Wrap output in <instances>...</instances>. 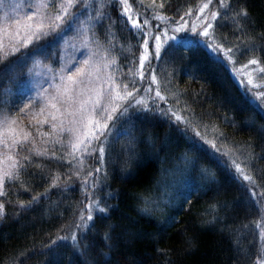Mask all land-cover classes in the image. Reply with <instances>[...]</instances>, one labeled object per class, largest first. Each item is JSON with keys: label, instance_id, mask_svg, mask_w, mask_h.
Listing matches in <instances>:
<instances>
[{"label": "trees", "instance_id": "16d2710c", "mask_svg": "<svg viewBox=\"0 0 264 264\" xmlns=\"http://www.w3.org/2000/svg\"><path fill=\"white\" fill-rule=\"evenodd\" d=\"M48 2L0 0V121L15 120L28 136L14 149L1 145L20 167L18 178L2 186L0 264H258L264 98L255 90L264 85L247 92L229 57L255 59L264 69V0H227L228 8L219 0H74L60 27L35 33L29 25L60 11L42 6ZM239 9L247 18L233 17ZM212 12L220 15L213 19ZM160 33L170 38L157 57ZM146 49L153 52L141 76ZM77 68L89 73L82 88L100 84L106 94L97 121L108 125L95 128L79 157L69 122L80 89L67 79ZM65 88L73 90L72 101L60 98ZM116 93L131 95L112 114ZM123 125V134L110 130ZM184 156L197 186L183 204L163 205V170ZM202 167L206 175L197 180ZM92 201L107 211L93 206L88 220Z\"/></svg>", "mask_w": 264, "mask_h": 264}, {"label": "rangeland", "instance_id": "374dc122", "mask_svg": "<svg viewBox=\"0 0 264 264\" xmlns=\"http://www.w3.org/2000/svg\"><path fill=\"white\" fill-rule=\"evenodd\" d=\"M18 17V16H17ZM20 25V23L18 24ZM159 37V43H160V52L162 50V47L165 46L166 42L169 40V36L167 34H158L154 39V44L156 46L157 40L156 38ZM86 39V34H85ZM84 40V39H83ZM154 46V50L156 51V48ZM149 49L145 50L143 54L147 53V58L143 60V67H141L140 62V70L142 73H144L145 68L148 65L149 60L151 59V52ZM90 53V54H89ZM89 54V58L93 59L95 56L91 53V50L85 47V55ZM141 55V56H142ZM141 61V60H140ZM89 62V60H87ZM230 66L233 69L235 76L239 79V82L241 85L245 88L247 92H251L252 89H258L262 85H264V71H261V67L258 64H250L247 63H238L236 62V59H233L232 56L229 60ZM249 77H251V83H249ZM99 80V77H98ZM39 84L36 88L37 95L39 96V90L46 89L48 79L44 78L38 81ZM100 84H95L94 86H90L88 89L87 87L82 88L81 86L78 87L80 89L79 94H77V98L74 101V112L73 117L71 121L69 122L72 124V130L74 133L72 136V142L73 146L76 145L75 153L79 157L81 151H79L86 140H88L92 134L93 131H95L96 128V122H97V113L98 111L106 104L107 97L104 95L103 91H100L98 88H100ZM255 92H258V90H255ZM62 93L64 91L62 90ZM122 100V99H121ZM83 103L84 109L91 110V116L92 121L91 123H88L87 120H81L82 116V110H81V104ZM121 104V101L119 99V103L117 105H114V113L119 112L118 108ZM58 107V106H56ZM94 109V110H93ZM130 109L125 108L122 110L121 114L123 117H125L124 122H127L129 120V114ZM62 113V112H61ZM13 120V119H12ZM11 120V121H12ZM66 120V119H64ZM15 121V120H14ZM114 127V126H113ZM111 128L115 133L123 134L126 132L125 127L123 126H115L114 128ZM12 128L13 131L9 132L8 129ZM21 126L15 121V123H0V140H3L5 138H15L19 137ZM78 141H83V143H78ZM10 142V141H9ZM212 142V140H211ZM1 145L6 146L3 143H0V175L3 174L4 170H7V165L10 163V161L6 160V156L9 155L7 152V148L1 149ZM190 158L187 156H184L181 161H177L174 163L173 168H169L167 171L164 169L163 174L161 176V183H162V189L159 192L160 201L163 205H168L170 207H176L178 205L183 204L187 198L190 191H192L193 188H196V181L194 177V170L190 167ZM199 176L197 174V180H200V177H205L206 171L205 169L199 168ZM5 177L4 179H6ZM3 187H0V191H2ZM157 209H161V207H156Z\"/></svg>", "mask_w": 264, "mask_h": 264}, {"label": "snow or ice", "instance_id": "6c2138e0", "mask_svg": "<svg viewBox=\"0 0 264 264\" xmlns=\"http://www.w3.org/2000/svg\"><path fill=\"white\" fill-rule=\"evenodd\" d=\"M122 3L124 5H127L128 4V0H122ZM219 3H220V6L223 7V8H228L229 7L227 0H219ZM73 4H74V0H65L64 3H61L59 5L55 4L54 0H49L48 3H42V6L45 7V8H47L49 6H55V7L60 8V11L55 13L54 16H52V17H48V23H45L44 19L41 18V20L39 22H37L35 25H29V27H34L35 33H43V31L45 29L49 28V27H51V28L60 27V25L62 23H64L62 17L67 15L68 8L73 6ZM206 8H208V4L207 3L204 4L203 7H201L199 10L201 12H204V10ZM124 11L128 12L129 8L125 7ZM189 11H191V10H189ZM33 15H35V13H33ZM218 15H220L219 12H212L211 13V16H212L213 19H215ZM233 17L236 18V19L247 18V12H246L245 9H239L238 11L233 13ZM28 19H31V16H29ZM128 19L131 21V24L134 27H137V28L142 27V25H140L137 20L132 19L130 16L128 17ZM143 24L147 25L148 24V20L145 19L143 21ZM209 27H211V24H209L208 27H205L203 29L205 35L209 34L208 33V28ZM192 30L195 31V28H193ZM37 38H39V37L37 36ZM156 40H157V43H156V46H155L156 51H155L154 55L158 57L159 54H160L159 37H157ZM25 43H28V41H25ZM145 47H147V42H145ZM253 47H255V45H253ZM12 51H17V49L13 48ZM228 51H230V49H228ZM146 58H147V53H145V54H143L141 56V67H143V63L142 62ZM229 58H231V57H229ZM2 59L3 58L0 57V62H2ZM249 63L250 64H257L258 61H256L255 59H252V60L249 61ZM85 64H87V61H85ZM261 71H264V69H261ZM140 75L142 76L143 73L141 72ZM88 77H89V73H88L87 69L82 70L81 68H77L76 69V73H74V74L73 73H69L68 76H67V79L72 82L74 87L78 88V87H80L81 85L84 84V81ZM152 79L155 80V76L154 75H153ZM251 82H252L251 81V77H249V83H251ZM124 87L126 89L127 85H124ZM72 91H73L72 89L65 88L64 93L62 94V96L60 98L64 99L66 102L72 101L74 99V97L72 95ZM130 95H131V93H126L125 95L121 96L120 93H116L114 98L115 99H126L127 96H130ZM157 95L158 96L160 95L159 91H157ZM255 96L258 97V98H264V91L256 92ZM53 99H56V97H53ZM25 107H27V105H25ZM53 107H55V105H53ZM81 110H82L81 120L82 121L83 120H87L88 123H91V121H92L91 110L84 109L83 103L81 104ZM21 111H23V109H21ZM41 111H43V109H41ZM113 111H114V109H113ZM107 119H109V120L112 119L111 112L108 113ZM178 119H179V117H178ZM6 122H9L7 117H5L3 121H0V123H6ZM10 123H15V121L12 120V121H10ZM107 126L108 125L106 123L100 124L99 121L96 122L97 129L107 128ZM8 131L11 132V131H13V129L9 128ZM27 139H28L27 134H22L19 137H15V138L9 137V138H5L3 140H0V143L5 144L9 149H14L16 144L22 143L23 140H27ZM78 143H83V141H78ZM213 147L215 148V145H213ZM75 149H76V145L73 146V150L74 151H75ZM84 150L87 151V148H85ZM216 151L219 152L220 149L217 148ZM99 152L101 154H103V152H104L103 146H101L99 148ZM53 155H54V153H53ZM25 159H27V157H25ZM6 160L10 161V163H8V165H7V170H4L3 174L0 175V187L3 186L5 177H7L8 180H13V179L18 178V169L20 167L18 161L10 154L6 156ZM81 160H82V158H81ZM232 164L235 166L237 171H241L242 172L241 165L236 163L235 160L232 161ZM89 175H91V173H89ZM244 179L245 180H249V181L252 180L251 176H248V175H245ZM55 183H56V180L54 179L53 180V184H55ZM94 186L95 185H93V187ZM3 195H4V193L2 191H0V196H3ZM253 195L255 196V193H253ZM93 206H95V208H96V210L98 212H106L107 211L106 208L100 207L98 202L92 201L88 205V208H89V212L87 214V219L88 220H92L93 219L92 211H91ZM4 215H5L4 205H3L2 202H0V218H3ZM81 220L82 221L84 220V214L83 213L81 214ZM77 227H79V225H77ZM110 238L111 237L106 234V239H110ZM71 239L74 242V244L77 243V236H76V234L74 232L72 233ZM258 264H264V248L261 249V255L258 256Z\"/></svg>", "mask_w": 264, "mask_h": 264}]
</instances>
